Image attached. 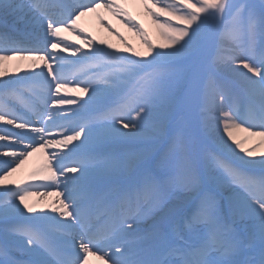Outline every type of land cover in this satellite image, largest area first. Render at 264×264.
<instances>
[{
	"label": "snow or ice",
	"instance_id": "6c2138e0",
	"mask_svg": "<svg viewBox=\"0 0 264 264\" xmlns=\"http://www.w3.org/2000/svg\"><path fill=\"white\" fill-rule=\"evenodd\" d=\"M101 9L145 50L89 38L78 22L96 13L124 40ZM0 18V122L20 130L0 128L8 142L0 157L10 158L0 160V264H264V174L244 171L264 169V152L245 160L239 153L257 152L236 135L264 145V0H0ZM13 59L32 61V70L8 76ZM65 105L76 107H58ZM88 109V122L73 119ZM170 111L222 126L238 164L203 155L179 126L168 138L163 121L141 141ZM36 152L46 157L30 182L11 181ZM213 167L243 191L216 192ZM49 189L63 199L29 203ZM16 251L26 259L13 258Z\"/></svg>",
	"mask_w": 264,
	"mask_h": 264
},
{
	"label": "bare ground",
	"instance_id": "6f19581e",
	"mask_svg": "<svg viewBox=\"0 0 264 264\" xmlns=\"http://www.w3.org/2000/svg\"><path fill=\"white\" fill-rule=\"evenodd\" d=\"M100 14L103 16L105 24H108L111 26L112 29L115 30V32H118L120 36H123L124 40H121L119 36L115 35L113 32L111 36L107 35L106 32L109 31L107 27L104 26L98 19H97V14L96 13H89L83 17H81L80 21L78 22V25L80 28H83L85 31V34H90L89 38L95 37L96 41L99 42L100 40H105L107 43H110L114 46V49H123L125 47L124 41H127L128 44H131L132 47L137 50V51H144V46L142 42L140 41V38L132 31L129 30L128 27L125 26L124 23L121 22V20L117 17L112 16L111 14L105 12L103 9L99 10ZM9 19L12 20L11 17ZM2 20V18H0ZM143 21L148 24L151 27H155L152 23L149 17H147L145 14L143 16ZM110 32V31H109ZM65 36L69 38V42H77L76 35L71 33V32H65ZM153 41L157 44L162 43V39L158 36L156 33L154 36ZM77 46H79V43L77 42ZM106 47V45L104 46ZM63 55L67 56L69 59H73L70 55L67 53H63ZM130 55V53H129ZM19 61L17 60V65H15L14 72L13 74L17 71L22 69V67L18 64ZM7 70L13 71L12 64L6 62ZM82 86V85H81ZM71 87V85H70ZM64 94V93H62ZM68 95H71L68 93ZM76 99L80 100L81 102L84 99H87L86 95H81L75 97ZM99 105H93L92 107H96ZM62 107L63 109H71L76 106H70V105H65V106H58ZM174 114V111L168 112L166 115H162L158 117L156 120L153 121V128L151 129H144V136L141 137V141H145L148 139V137H151V135H154L155 128L158 127L159 123L163 121L165 125V130H166V117L172 116ZM90 118V115L88 112L85 110L81 113H79L78 116L73 117V119L79 120L81 122H88ZM33 119H35L33 117ZM197 119V124L199 127V132L201 133V142L207 143L213 150L215 151V154H219L220 156L218 159L223 160L225 159H230L231 161H237L236 156L234 153H239V149L235 148V145L232 144L231 141H229L223 133L222 126H215V122H213V127L209 128L206 126L205 120L203 117H196ZM246 126V125H245ZM256 131H259V129H254ZM17 131H20L17 129ZM237 138L245 140V147L247 148H254L255 151L257 152V155L255 157H247L244 153H239L240 156H243L245 160L248 159H254V160H260L262 157L259 155V153L264 152V145L260 144L261 138L259 136H248L247 133L244 132H237L236 133ZM169 138V137H168ZM163 139H167L164 136H161L157 144H160ZM8 142L5 141H0V144H5ZM229 145L231 147H229ZM256 145H260L259 147H256ZM138 144H133L131 147H138ZM167 146L161 147L160 151L162 152L164 148ZM8 149H0V151H6ZM51 151V149L49 150ZM45 157L46 154L45 152H36L34 153L31 157L28 158V160L25 162V164L22 166L20 170H18L15 174H13L12 177L9 179L11 181L15 182H30L28 180V177L32 171L35 169L39 168L44 162H45ZM3 159H10V158H5V157H0V160ZM225 162V160H223ZM249 166H254V167H261L259 164L256 165H249ZM218 171V170H217ZM2 174V173H0ZM212 176V174H211ZM212 181L211 184H214L216 188L214 189L216 192L229 196V195H234V194H239L243 190L236 189L239 186H234L236 184H232L230 180L224 175L222 171H218V177L212 176ZM235 187V188H234ZM53 194L51 195H46L41 197L40 195H33L32 197L29 198V203L35 204L38 208L40 205H50L53 202L58 203L59 199H63V196L57 197L54 194L55 190L49 189ZM27 214V213H26ZM244 221L238 220L237 221V226L242 227ZM4 228V222L0 221V231H2ZM22 252L16 251L13 253V258L17 260H24L25 258L21 255ZM90 264H105L104 260H100L97 257H90Z\"/></svg>",
	"mask_w": 264,
	"mask_h": 264
},
{
	"label": "rangeland",
	"instance_id": "374dc122",
	"mask_svg": "<svg viewBox=\"0 0 264 264\" xmlns=\"http://www.w3.org/2000/svg\"><path fill=\"white\" fill-rule=\"evenodd\" d=\"M253 2H255V3H259L257 0H253ZM128 10H129V12H131V14L133 15L134 14V10H133V6H129L128 5ZM142 9L140 8L139 10H138V12H139V14L141 15L140 16V18H139V22H142ZM136 13V12H135ZM107 34H110V35H112L110 32H106ZM177 113L178 112H176L175 113V115L173 116V119H174V117L177 115ZM180 113V112H179ZM185 118H186V120H184V119H180L179 120V122H176V124L175 125H171V124H168V123H170L171 121L172 122H174V120L176 119H174V120H172V118H168V119H166V120H168L167 121V132H170V135L172 134V132H173V129L174 128H176L177 126H179V127H181V124H183L184 125V129H183V131H184V133L186 134V135H188V136H190L191 137V139L198 145V147H199V149H200V151H201V145L199 144V141H198V139H197V136L195 137V135H196V123H195V121H194V119L192 118V117H190L189 115H186L185 116ZM170 121V122H169ZM181 123V124H180ZM190 133H191V135H190ZM159 148V147H158ZM202 153V152H201ZM211 173H213L215 176L218 174L216 171H214V169L213 168H211Z\"/></svg>",
	"mask_w": 264,
	"mask_h": 264
}]
</instances>
